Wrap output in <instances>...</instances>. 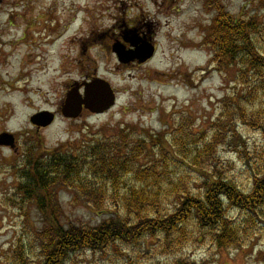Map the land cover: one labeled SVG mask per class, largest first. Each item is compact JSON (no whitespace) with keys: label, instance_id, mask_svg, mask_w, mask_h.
I'll return each mask as SVG.
<instances>
[{"label":"rangeland","instance_id":"rangeland-1","mask_svg":"<svg viewBox=\"0 0 264 264\" xmlns=\"http://www.w3.org/2000/svg\"><path fill=\"white\" fill-rule=\"evenodd\" d=\"M218 9L264 25V0H0V135L16 140L14 149L0 146V264H44L39 237L45 223L37 196L28 200L20 190V173L27 169L31 150L47 161L52 150L82 151L127 128H132L134 143L164 134L170 144L181 124L205 141L212 139L226 100L235 104L240 87L235 74L216 69L205 42ZM128 24L155 39L153 60L140 63L128 57L119 62L113 47ZM98 81L112 89L113 107L102 114L65 117L70 94L81 88L77 86ZM41 112L55 115L51 126L40 129L31 123ZM231 125L254 161V147L264 148L262 137L239 120ZM218 156L225 164L222 171L248 192L253 173L244 157L227 145L218 148ZM187 172L195 179L194 172ZM127 180L130 185L132 179ZM52 188L50 202L65 228L99 226L110 219L105 209L122 213L119 201H103L98 209L69 186L56 183ZM230 217L243 215L232 212ZM254 239L244 250H218L210 239H200L173 255L160 252L150 239L97 253L80 251L69 264H264V235ZM19 249L26 263L15 262Z\"/></svg>","mask_w":264,"mask_h":264},{"label":"trees","instance_id":"trees-1","mask_svg":"<svg viewBox=\"0 0 264 264\" xmlns=\"http://www.w3.org/2000/svg\"><path fill=\"white\" fill-rule=\"evenodd\" d=\"M263 40L264 25L237 20L219 10L205 42L216 69L235 74L240 87L235 104L226 100L210 140L181 124L170 144L164 134L134 143L132 128H127L112 138L86 144L82 151L52 150L47 161L31 150L27 169L20 173V190L28 200L37 196L45 223L39 237L44 264H69L80 251L97 253L114 245L146 244L150 239L167 255L178 254L200 239H210L218 250H244L264 235V148L256 151L254 147L253 161L249 146L231 125L239 120L264 141ZM221 145L244 157L250 166L253 176L248 192L222 171ZM187 171L194 172L195 179ZM56 183L81 192L98 209L103 201H119L122 213L107 212L104 205L103 212L111 215L108 221L96 227L65 228L50 202ZM232 212L243 215L242 219L233 220ZM14 259L27 262L20 249Z\"/></svg>","mask_w":264,"mask_h":264},{"label":"water","instance_id":"water-1","mask_svg":"<svg viewBox=\"0 0 264 264\" xmlns=\"http://www.w3.org/2000/svg\"><path fill=\"white\" fill-rule=\"evenodd\" d=\"M142 49L138 50V52L141 53V61L145 62L151 59L154 54V50L151 48H145L144 50ZM116 51L117 54L120 56L121 61H126L128 57L133 59V56L130 53L125 54L119 50ZM114 104L115 97L112 89L106 82L99 81L86 86L85 99H82L78 92H72L69 96V103L66 106V109L63 110V115L65 117H77L82 112L83 106L89 109L92 113L100 114L111 109ZM54 120L55 116L50 112L39 113L31 118L32 124L38 127H48L52 125ZM15 142L16 140L13 135H0V146L10 147L11 149H14Z\"/></svg>","mask_w":264,"mask_h":264},{"label":"flooded vegetation","instance_id":"flooded-vegetation-1","mask_svg":"<svg viewBox=\"0 0 264 264\" xmlns=\"http://www.w3.org/2000/svg\"><path fill=\"white\" fill-rule=\"evenodd\" d=\"M127 27L128 28L126 29L125 34H123L124 36L123 37L120 36V40H116L117 43L113 47V52L116 55L119 62L121 64L125 63L124 61L120 60V56L117 54L116 50H119L125 54L126 53L132 54L134 61H138L141 63L142 62L140 59L141 53H139L138 50L142 49V48H143L142 50H144L145 48H151V49L155 50L154 57L152 59H150L149 61L153 60L155 58L156 51H157V44L155 43V39L153 37H151L150 34H145V33L140 32L137 29L138 28L137 25H132V24L129 25L128 24ZM91 42H92V40H91ZM90 45H92L90 47L93 48L95 44L92 43ZM149 61H147V62H149ZM124 65H126V64H124ZM84 83H89V82H84ZM84 83H82V85H86ZM78 88H80L79 94L84 95L85 88L83 86H80V85L77 86V89ZM80 91H82V92H80ZM86 111H89V110L84 107L82 109V112H86Z\"/></svg>","mask_w":264,"mask_h":264}]
</instances>
